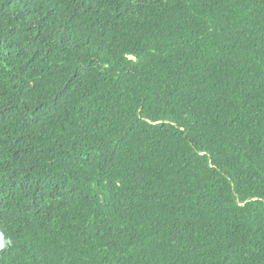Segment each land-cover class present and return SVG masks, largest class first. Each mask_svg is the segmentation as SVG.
I'll use <instances>...</instances> for the list:
<instances>
[{"label":"trees","instance_id":"1","mask_svg":"<svg viewBox=\"0 0 264 264\" xmlns=\"http://www.w3.org/2000/svg\"><path fill=\"white\" fill-rule=\"evenodd\" d=\"M0 264H264V0H0Z\"/></svg>","mask_w":264,"mask_h":264}]
</instances>
